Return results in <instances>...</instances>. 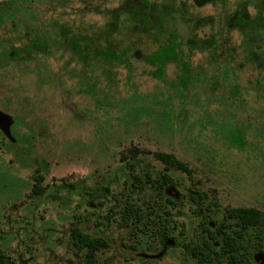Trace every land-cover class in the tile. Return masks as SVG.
<instances>
[{
	"label": "rangeland",
	"instance_id": "374dc122",
	"mask_svg": "<svg viewBox=\"0 0 264 264\" xmlns=\"http://www.w3.org/2000/svg\"><path fill=\"white\" fill-rule=\"evenodd\" d=\"M0 110L9 264H81L76 228L108 241L99 264H201L183 247L203 239L192 193L213 225L264 212V0H0ZM147 174L179 203L136 230L124 211L157 192L135 186ZM160 221L182 246L140 259Z\"/></svg>",
	"mask_w": 264,
	"mask_h": 264
},
{
	"label": "trees",
	"instance_id": "16d2710c",
	"mask_svg": "<svg viewBox=\"0 0 264 264\" xmlns=\"http://www.w3.org/2000/svg\"><path fill=\"white\" fill-rule=\"evenodd\" d=\"M155 157L165 165L167 170H170L171 168H176L177 170H181L186 173H190V169L185 165L182 161L178 160L174 155L167 154V153H156ZM136 187L139 185V189L142 190H152L148 187H151L150 185L158 184L160 187L158 188L157 192L153 194V192L150 194L149 198L146 200V207H138L134 206L133 204H129L127 208L124 211L125 216H127V219H133V227H135L138 230V227H146L148 226V222L151 219H154V214L156 216L160 215L161 218L169 216L170 213H168L169 203L173 202V197L167 194L165 192L166 186L170 185L171 178L169 175L165 174L161 176V180L155 181L152 179L150 174H147V179L143 180L140 178H136ZM191 201L194 206L193 210V216L196 219L201 218L200 223V231L203 235V238L205 236V233L208 232L209 227V217H206L207 212H205L204 209V200L205 197L201 192H196L191 194ZM178 201H175V204H178ZM174 204V203H173ZM168 205V207H167ZM236 220H239L241 222H246V227H249L250 222H254L257 229V234L264 235V212L258 209H249V208H240V209H234L231 211V217ZM155 222V221H154ZM211 235L215 236V232H210ZM74 245L80 249L81 251L86 252V264H96L95 255L96 253L106 249L109 247V243L106 239L100 237V238H92L89 235H85L79 228H76L72 232ZM178 240V239H176ZM201 242H197L195 245H193L191 254L194 259L197 261H201ZM0 264H9L8 256L3 252V250L0 248Z\"/></svg>",
	"mask_w": 264,
	"mask_h": 264
},
{
	"label": "flooded vegetation",
	"instance_id": "af4514ba",
	"mask_svg": "<svg viewBox=\"0 0 264 264\" xmlns=\"http://www.w3.org/2000/svg\"><path fill=\"white\" fill-rule=\"evenodd\" d=\"M195 1L200 6H203L205 3H208V0ZM12 126L13 124L10 126L11 136ZM0 131L5 135L6 138L11 139L1 130V128ZM11 140H14L13 136ZM164 190L165 192H167L168 195L173 197L172 201H178L179 195L178 193H172L173 188L166 186ZM230 217L231 212L224 218L221 225H213L211 222H209L210 230L208 229V232L205 233V236L202 240V246L200 248L202 259L200 262H198L201 264H262L263 262L259 261L258 254H264V236H261L259 238L261 240H258L263 243H259L257 241L258 236H256V226L253 221L249 223V227L247 228L246 222H241ZM160 222V224L159 222L156 224L158 225V227L152 234L155 236L154 238L157 240V242L154 245H147L145 248H141V252L138 253L140 259H143L145 261L162 259L166 255L168 249H170L171 247L182 246L179 239L176 240L177 238L170 237L171 235L168 231L169 227H164L162 225V221ZM210 232H215L216 235L213 236L210 234ZM172 241H174V244H172ZM183 247L184 249H186L187 252L190 251L191 253L192 248L190 246L186 247L184 245ZM151 251H158V253H148ZM84 253L86 256V252ZM98 253H96L95 255L96 264H99ZM162 253L164 254L162 257L155 259L146 258L142 256V254H146L149 256H157ZM85 256L81 264H86Z\"/></svg>",
	"mask_w": 264,
	"mask_h": 264
},
{
	"label": "water",
	"instance_id": "95a60500",
	"mask_svg": "<svg viewBox=\"0 0 264 264\" xmlns=\"http://www.w3.org/2000/svg\"><path fill=\"white\" fill-rule=\"evenodd\" d=\"M12 124H13L12 117L10 115L0 111V128L11 139H12V136L10 134V126ZM172 244H174V241H172ZM163 255H164L163 253L160 255H157V256H149L146 254H142V256H144L146 258H151V259L160 258Z\"/></svg>",
	"mask_w": 264,
	"mask_h": 264
}]
</instances>
